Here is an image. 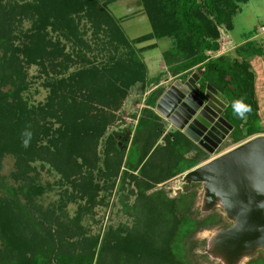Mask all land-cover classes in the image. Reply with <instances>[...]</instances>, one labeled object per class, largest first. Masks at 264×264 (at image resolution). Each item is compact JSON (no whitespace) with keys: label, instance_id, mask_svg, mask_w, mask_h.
<instances>
[{"label":"trees","instance_id":"1","mask_svg":"<svg viewBox=\"0 0 264 264\" xmlns=\"http://www.w3.org/2000/svg\"><path fill=\"white\" fill-rule=\"evenodd\" d=\"M2 1L0 160L7 151L15 152L17 158L16 170L12 173L15 183L12 185L0 177V189L6 191V197L0 196V264H193L185 260L188 240L203 228L220 225L225 218L216 212L202 218L192 216L195 192L180 197L164 193L165 200L157 196L163 191L145 196L144 203L156 202L159 208L167 205L168 210L161 209L160 213L166 215L165 224L169 228L163 225L153 230L149 235L153 241L143 231L139 235L129 232L122 237L121 228L109 235L107 232L100 242L99 237L75 241L69 239L77 234L72 226L76 225L75 221L69 224L55 211L43 210L38 203L46 189L38 182L36 168L31 163L36 159L48 162L74 187L73 198H84L86 208L95 204L99 187L93 183V169L97 164L100 137L116 118V111L131 87L137 82L146 87L160 83L162 75L148 78L147 67L137 54L139 49L133 45L153 38L169 40L163 56L167 71L173 76L187 77L194 68H199L202 70L200 81L210 82L223 93L227 100L223 114L232 125L234 142L241 143L264 133L250 69L253 58L264 57L262 41L248 38L239 45L236 48V54L242 59L239 63L226 55L210 54L220 50L221 28L233 29L239 3L247 0H141L151 32L133 40L107 8L114 0L103 3L99 0H10L6 7ZM79 9L91 23V39L83 37L85 32L80 30L74 16ZM24 19L31 21L32 26L24 28ZM61 37L70 41L71 52L66 51ZM93 49L98 51L97 56L105 51L109 54H105L109 61L103 68L85 62L86 50ZM111 50L116 54H111ZM23 62L40 64L54 79L47 80L51 92L37 106L30 105L24 96L30 85ZM71 66L76 68L66 76ZM7 84L11 87L2 89ZM163 91L159 85L145 98L144 115L138 119L131 144L126 139L122 149L115 135L110 134L105 147L104 176L120 175L123 180L132 176L138 180L143 196L152 183L139 181L135 171L147 172L160 182L209 158L205 150L180 130L174 131L165 145L157 144L161 134L155 107ZM240 97H246L252 109L244 121L234 116L231 108L232 101ZM27 125H31L33 138L24 147L21 133ZM118 133L126 134L124 130ZM192 149L197 150L196 155L187 157ZM80 157L82 162L78 160ZM167 164L174 166L166 169ZM161 239L166 240V256L158 254ZM110 252L120 259L109 262ZM247 264H264V252L259 251Z\"/></svg>","mask_w":264,"mask_h":264},{"label":"rangeland","instance_id":"2","mask_svg":"<svg viewBox=\"0 0 264 264\" xmlns=\"http://www.w3.org/2000/svg\"><path fill=\"white\" fill-rule=\"evenodd\" d=\"M8 1L10 0L2 1V4H4L3 7H6ZM12 1L22 2V0ZM99 1L102 3L104 2V0ZM107 8L119 20L123 30L131 40L151 32V25L146 13L144 12L141 0H114L107 4ZM82 12L83 11L79 9L74 12V16L79 22L78 25L80 26V30L85 32L83 37L85 39H91L92 29L89 27L91 23L86 16H82ZM263 24L264 0L241 1L239 3V8L233 18V29L229 30L225 27L221 28L220 50L217 52H210V54L213 57L226 55V57H231L228 59H234L237 63H239V61H242V59L236 54V48L246 42L248 38L257 41H260L262 38L263 40L264 36L261 37V35L258 36L261 38H258L256 35L260 34L258 32L260 31ZM23 25L24 28H28L32 26V23L28 19H24ZM54 37L56 39V36ZM61 38L62 43L66 45V51L71 52L72 46L70 41L64 39L63 37ZM169 43L170 42L167 38H153L143 40L141 42H133L135 49H139L137 50V54L147 67L148 78H157V76L162 75L160 77L161 80L159 84H161L163 87V94L177 81L173 75L167 71V65L163 56L164 52L170 45ZM110 52L111 54H116L113 50ZM85 53L88 56L85 62H91V65L94 64L100 68H103L104 63L109 61V59L106 57V55L109 54H107L106 51L104 54L102 53L104 56L101 55L100 52V54L97 56L96 54L98 51L96 49H93V51L86 50ZM3 55L4 50L0 49V58L3 57ZM251 62L250 69L256 84V97L258 99L259 112L261 115L262 126L264 128V57H255ZM27 64L28 63L23 62L22 65L26 67L27 80L29 81L30 86L28 90L24 92V96L28 99L30 105L37 106L39 103L46 101L47 96L51 92V87L47 84V80L53 82L54 79L51 77V74H46L40 64ZM75 68V66H71L65 75L68 76L69 73ZM241 68L244 69L243 67ZM193 71L199 72V68H194ZM143 85L144 84L141 82H137L133 87L130 88L121 108L116 111V118L111 124L108 125L104 134L99 139L97 147L98 159L96 167L93 169V183L98 185L99 190L96 196V202L92 207H84L86 203L84 198H73L71 196V192L74 190V187L68 182V180L64 179V177H62L61 174L58 173L51 164L38 159L32 161L31 163L32 166L36 168L35 172L37 173L36 176L38 182L40 181V183L46 189V191L38 199V203L42 205L43 210L47 211L48 209H51L55 211L57 216L59 215L69 224H72L71 220L75 221L76 225L72 224V226L77 229V234L76 236L69 239L76 241L82 239L83 237H99L100 242L107 232L109 235L121 228L123 229L120 231L122 237L128 236L129 232H138L139 235V231H143L144 236L151 240L149 235L153 230H156L159 227L163 228V225H166V228H169L168 224H165V221L167 220L166 215L164 216L160 213L161 209L162 212H168V210L165 209L167 205H162V207L159 208L156 202L144 203L143 199L146 195L149 197L157 191H163L161 194H157V196L163 200L167 199L164 193H166V195L169 197H174L177 193L176 190L182 186L180 182L182 175L185 172L171 176L165 180H161L160 182H156L154 178H152L147 172L139 173L138 171H135V173L138 175L137 177L139 178V181L141 180L147 183H152V186L148 187L144 196L142 195L137 183L138 180L132 176L128 175L123 180V176L120 177V175L109 178L103 174L105 171V147L107 146L109 135H115V138L121 145L122 149L125 146L124 143L126 139H130L128 144H131L138 119L140 116L144 115L143 110L146 107L145 98L148 96L149 92L157 86H155L154 83L147 87L146 85L143 87ZM175 86L178 89H183L182 86ZM10 87L11 85L7 84L3 86L2 89L7 90ZM221 100L223 99L221 98ZM226 103L227 101L225 100V104ZM157 114L159 115L157 121L160 124L159 132L161 134L157 144L165 145L167 138H171V134H173L174 131H177L178 127L169 119V117L165 116L163 113L160 114V112H157ZM222 124L227 128V130H229H218V132H216L218 135V145H212L213 149L211 151L206 150L209 157L208 159L213 158L239 144L234 142L230 135L232 127L224 122H222ZM123 130L126 133L125 136H123L122 133L117 134V131ZM199 135L202 139L204 136H207V132L199 133ZM43 143H45V141H40V144ZM196 153L197 150L192 149L186 154V156H195ZM16 158L17 155L15 152L7 151L0 160V177L12 185L15 183L12 173L16 170ZM78 160L82 162L81 157ZM173 166L174 165L172 164H167L165 167L166 169H170ZM183 167H186V165ZM122 169L126 168L122 167ZM191 191L195 192L191 214L194 217L202 218L206 215V212L202 213L199 211L201 210L200 207L203 195L201 184L195 183L193 190ZM0 196L6 197V191H2L0 189ZM163 203H165V201H163ZM212 212L219 213L224 218V213L220 207H216ZM78 216L79 220L76 222V218ZM227 220V218H224L222 223L218 226H214L212 228H203L197 231L189 240L187 239L188 237H186L185 240L189 241V251L187 252L188 255L185 254V260H188L189 263L192 261L193 264H221V261L212 259L207 254L206 249L209 245L211 236L217 229L220 228V226L228 224ZM153 239L151 241H153ZM158 242L159 244L157 247L159 246L158 248L161 249V253H158V251L157 253L161 254L162 256H166V254H168V248L165 244L166 240L161 239ZM157 247L155 249H157ZM111 253L112 252L108 254L109 262H117L120 259L119 256H114ZM255 255L245 257L239 264H247L249 259L255 257Z\"/></svg>","mask_w":264,"mask_h":264},{"label":"water","instance_id":"3","mask_svg":"<svg viewBox=\"0 0 264 264\" xmlns=\"http://www.w3.org/2000/svg\"><path fill=\"white\" fill-rule=\"evenodd\" d=\"M197 79L198 73H193L185 83L176 81L159 100L157 109L178 129L211 151L209 142L216 136L209 128L221 112L217 108L220 100L211 96L203 105ZM171 102L177 107L173 114ZM221 121L232 127L222 117L217 122ZM197 131L207 132V136L201 139ZM180 183L182 186L174 197L190 192L195 183L201 184L199 211L207 214L220 207L228 219V224L220 226L209 240L206 252L212 259L221 264H239L245 257L264 252V134L253 136L189 169Z\"/></svg>","mask_w":264,"mask_h":264},{"label":"flooded vegetation","instance_id":"4","mask_svg":"<svg viewBox=\"0 0 264 264\" xmlns=\"http://www.w3.org/2000/svg\"><path fill=\"white\" fill-rule=\"evenodd\" d=\"M193 73H198V75H199V79H197V81H196V83L199 85V97L204 101V103H203V105H205L209 100H210V98L209 97H211V96H214V97H216V98H218L219 100H220V104L217 106V108L218 109H220L221 110V112H219L218 113V116L215 118V120L214 121H211V127L209 128V130H212L211 132H212V134L214 135V136H216V138H212L211 140H210V142H209V146H212V145H214V143H217L218 142V135H217V133L216 132H218V130H220V131H225V130H227V128L222 124V122H217V121H219V118L220 117H222L223 119H225V117H224V114H223V112H224V110H225V108H226V106H227V103L225 104V100H226V98H225V96L223 95V93L216 87V86H214L213 84H211L210 82H208V83H205V84H203L201 81H200V79H201V74H202V70H200L199 69V72H191L187 77H182L181 75H177V76H174V78L177 80V81H181L182 83H185V81H187V79H189L192 75H193ZM159 85H157L156 87H158ZM173 86V85H172ZM171 86V87H172ZM170 87V88H171ZM169 88V89H170ZM168 89V90H169ZM206 93V94H205ZM208 97H207V96ZM221 98L223 99V100H221ZM160 99H161V97H160ZM198 100V99H197ZM196 100V103H200V101H197ZM227 101V100H226ZM176 102V101H175ZM174 103V102H173ZM172 102H171V105H173V107H174V109H172L171 111V114H173L174 113V111H176V109H177V107L176 106H174V104H173ZM157 104H158V102H157ZM155 108H157V105H156V107ZM226 120V119H225ZM227 121V120H226ZM228 122V121H227ZM229 123V122H228ZM222 127V128H221ZM217 128V129H216ZM178 130H180V129H178ZM229 130V129H228ZM227 130V131H228ZM180 131H182V130H180ZM231 132H232V129H231V131H230V135H231ZM197 133H198V131H197ZM204 133H206V132H204ZM232 137V136H231ZM210 138V137H209ZM193 140V139H192ZM194 141V140H193ZM215 141V142H214ZM199 147H201L203 150H207V149H205L202 145H200L199 144V142H197V141H194ZM208 151V150H207Z\"/></svg>","mask_w":264,"mask_h":264},{"label":"clouds","instance_id":"5","mask_svg":"<svg viewBox=\"0 0 264 264\" xmlns=\"http://www.w3.org/2000/svg\"><path fill=\"white\" fill-rule=\"evenodd\" d=\"M232 112L238 119L244 121L247 119L248 114L252 111L251 105L246 102V97H240L234 99L231 104ZM22 144L24 147H28L32 138L33 132L31 131V125H27L21 133Z\"/></svg>","mask_w":264,"mask_h":264},{"label":"built area","instance_id":"6","mask_svg":"<svg viewBox=\"0 0 264 264\" xmlns=\"http://www.w3.org/2000/svg\"><path fill=\"white\" fill-rule=\"evenodd\" d=\"M258 33H260V34H259V35L256 34L257 37H258V36H261V35H262L261 37L264 36V24L261 26V29H260V31H259ZM261 37H258V38H261ZM261 41H262V43L264 44V39L262 40V38H261Z\"/></svg>","mask_w":264,"mask_h":264},{"label":"crops","instance_id":"7","mask_svg":"<svg viewBox=\"0 0 264 264\" xmlns=\"http://www.w3.org/2000/svg\"><path fill=\"white\" fill-rule=\"evenodd\" d=\"M173 77H174V76H173ZM159 85H161V84H159ZM165 93H166V92H165ZM165 93H164V94H165ZM164 94H163V95H164ZM163 95H162V96H163ZM162 96H161V98H162ZM159 100H160V98H159ZM159 100H158V102H159ZM155 109H156L157 112H160L157 108H155ZM160 114H161V112H160Z\"/></svg>","mask_w":264,"mask_h":264}]
</instances>
